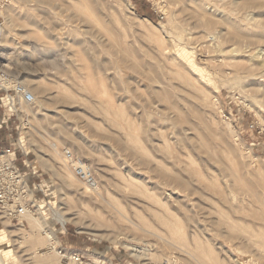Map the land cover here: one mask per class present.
I'll use <instances>...</instances> for the list:
<instances>
[{"label":"rangeland","instance_id":"obj_1","mask_svg":"<svg viewBox=\"0 0 264 264\" xmlns=\"http://www.w3.org/2000/svg\"><path fill=\"white\" fill-rule=\"evenodd\" d=\"M94 11L109 35L76 19ZM197 12L218 23L198 28ZM0 80V150L16 145L47 226L2 219L3 264H61L60 249L153 262L122 241L152 264H198L200 249L199 264H264V0H0ZM64 150L110 205L84 198ZM63 204L82 227L56 220ZM112 206L133 223L110 222Z\"/></svg>","mask_w":264,"mask_h":264},{"label":"built area","instance_id":"obj_2","mask_svg":"<svg viewBox=\"0 0 264 264\" xmlns=\"http://www.w3.org/2000/svg\"><path fill=\"white\" fill-rule=\"evenodd\" d=\"M17 93L23 94L26 101H32L31 95L25 93L24 90ZM16 152L15 144L0 150V221L4 219L9 223L23 225L25 217L35 215L36 192L34 185L30 183L27 175L20 169ZM62 157L66 167L83 186L91 191L98 189L92 168L87 162L75 156L70 150H64ZM24 163L25 161L22 162L23 165ZM58 253L62 257L61 264H113L104 258H100L99 261H92L79 253L67 255L63 253V249H60Z\"/></svg>","mask_w":264,"mask_h":264},{"label":"bare ground","instance_id":"obj_3","mask_svg":"<svg viewBox=\"0 0 264 264\" xmlns=\"http://www.w3.org/2000/svg\"><path fill=\"white\" fill-rule=\"evenodd\" d=\"M171 1V0H170ZM177 1H179V3H181V4H183V0H177ZM50 3V2H49ZM174 3V2H173ZM56 4V3H55ZM193 5V4H192ZM48 6V5H47ZM183 6V5H182ZM186 7V6H185ZM188 7V6H187ZM60 8V7H59ZM64 8V7H63ZM61 9V8H60ZM51 9H49V11H50ZM70 10V9H69ZM199 10H202V8L201 9H199ZM67 11V10H66ZM65 11V12H66ZM193 11V10H192ZM51 13V12H50ZM194 14H196V13H194L193 12V15ZM201 14V13H200ZM203 14V13H202ZM192 15V16H193ZM197 17V20H198V26H200V27H198V28H200V29H208V28H211L212 26H214V25H216L218 22L217 21H214V20H212V19H210V18H206L205 16H198V12H197V15H195V18ZM192 18H194V16L192 17ZM224 18V17H223ZM82 25L81 26H86L87 27V29H88V32H89V34H91V33H94V32H96V33H102V34H108V33H110V27H109V25L110 24H106L105 23V21L99 16V14L96 12V11H94V13L93 12H87V13H85L84 15H81V14H79L78 16H77V18H76ZM225 20V19H224ZM227 21V20H226ZM51 22V21H50ZM233 27H235V26H233ZM49 28H51V27H49ZM78 28V27H77ZM42 29V28H41ZM53 32V31H52ZM87 32V33H88ZM103 35V36H104ZM109 35V34H108ZM106 36V35H105ZM53 39V38H52ZM0 88H2L3 90H5L6 89V87L4 86V84H3V82L0 80ZM20 90V89H19ZM32 92H36V90L35 89H33V91ZM171 108H173V107H171ZM175 117V116H174ZM188 124V123H187ZM189 125V124H188ZM128 127H131L129 124H128ZM131 131V130H130ZM128 133V132H127ZM51 145V150H52V152L54 153V154H58L59 152H58V148H57V146H56V144H50ZM181 152H182V150H181ZM179 153V152H178ZM184 154V153H183ZM41 156H43L42 155V153L40 154ZM50 156V155H49ZM44 157V156H43ZM43 157L41 158L42 160H43ZM51 157V156H50ZM175 161H180V155H179V157L177 156L176 158H175ZM64 162V161H63ZM66 166V165H65ZM171 180V179H170ZM176 181H175V183L178 185V186H180L181 188H184V189H188L189 190V188H188V185L186 184V183H184L183 181H181V180H178V179H175ZM65 181L66 180H64L63 182L65 183ZM69 182V184H71V186L72 187H75V182H74V180L73 179H70L69 178V180H68ZM190 186V185H189ZM85 187V186H84ZM75 188H77V187H75ZM86 189L82 192V194H83V196H84V198H87V199H89V200H92V198L94 199L93 201L95 202V203H97L98 202V200H100V201H104L106 204H108V205H110L109 204V202H106L105 200H104V198L102 197V195H101V192H100V190H99V188L98 189H96V191H91V190H89L87 187H85ZM219 190V189H218ZM191 191V193L193 194V193H195V192H193V190H190ZM217 191V190H216ZM226 191V195L228 194L227 193V190H225ZM223 191H220V193H222ZM93 196V197H92ZM229 196V195H228ZM200 199V198H199ZM228 200H229V198H228ZM227 200V201H228ZM100 201L98 202V203H100ZM224 201H225V199H224ZM230 201V200H229ZM202 202V201H201ZM200 203V202H199ZM177 205V204H176ZM202 206V205H201ZM100 207H102V206H100ZM99 207V208H100ZM113 207V206H112ZM100 209H102V208H100ZM204 209V208H203ZM113 210H115V211H117L114 207H113ZM53 212V215L55 216V218H56V220L61 224V226L62 227H64L68 222H74L75 224H77V225H79L80 227H82L83 225H84V222H82V220H81V218H80V213H78V212H76V211H71L69 208H68V206L66 205V204H63V205H61V207H59L58 209H56L55 211L53 210L52 211ZM115 213H117V216H115V218H114V216L112 217V221L111 220H109L110 222H113V224H115L116 226H122L123 225V223L124 222H129V223H133V222H131L128 218H126L124 215H122L119 211H117V212H115ZM29 216V220H30V223H31V225H32V228H33V230H35L36 231V229H41V230H44V229H47V226H46V224H45V222L43 221V219L41 218V217H38V218H33L31 215H28ZM112 216V215H111ZM230 218V217H229ZM189 221V220H188ZM127 224V223H126ZM194 224V223H193ZM217 224V223H216ZM213 225H215L214 223H213ZM127 226V225H126ZM129 226V225H128ZM169 226L171 227V230H176V229H178L179 228V224H176V222L175 223H171V224H169ZM217 226H219V225H217ZM87 227L88 228H90V227H92V225L91 224H89V225H87ZM124 227V226H123ZM135 227V226H134ZM125 228H127V227H125ZM129 228H131L130 226H129ZM129 228L127 229V230H129ZM122 230H124V229H122V227H121V231ZM45 231V230H44ZM119 232V231H118ZM121 233V232H120ZM124 233V232H123ZM123 233L121 234V235H123ZM50 234V235H49ZM49 234H47V236L45 237V240L47 241V243L45 244L46 246H49V247H51V248H53V246L55 245V244H57V242H53V241H55V239H54V237H53V235H52V233H49ZM118 235H119V233H118ZM118 235L115 237V239H113L114 241V243H119L117 240H116V238L118 237ZM120 235V236H121ZM127 235V234H126ZM22 236V235H21ZM21 236H19L18 235V238L19 237H21ZM123 236H125V235H123ZM128 236V235H127ZM126 237V236H125ZM160 237V236H159ZM22 238V237H21ZM130 238V237H129ZM128 238V239H129ZM131 239V238H130ZM134 238H132V240H133ZM160 239V238H159ZM136 240V239H135ZM163 240V239H162ZM129 241V240H128ZM131 241V240H130ZM130 241H129V243H130ZM31 242H32V240H31ZM164 242V241H163ZM125 243V242H124ZM123 243V241L122 242H120L119 244H120V246H122L124 249H126L128 252H130L136 259H140V260H145V261H148V260H150V261H155L156 260V256L158 255L157 253H152L148 248H146L145 246V248H142V247H139V246H131V245H129V244H124ZM165 243V242H164ZM34 245L36 244V242L35 243H33ZM36 245H38V243L36 244ZM41 245V244H40ZM43 245V244H42ZM148 245V244H147ZM151 245V244H150ZM152 250V249H151ZM163 250V249H162ZM180 250V249H179ZM155 252V251H154ZM199 254H198V256L197 257H195L193 254H188V255H190L191 256V258H193L198 264L201 262L200 260H202L203 258H202V254H203V250L202 249H200L199 251ZM53 253L55 254V256L56 255H58L59 253L58 252H56V251H53ZM189 253V252H188ZM155 254H157L156 256H155ZM59 256V255H58ZM174 256V255H173ZM172 256V257H173ZM171 257V256H170ZM62 258V257H61ZM176 257H174V258H167L166 260H165V262H166V264H173V262H176V260H174ZM53 260H44L43 262H44V264H48V263H50V262H52ZM153 262H147L146 264H152ZM0 264H3V260H2V256H1V254H0ZM175 264V263H174Z\"/></svg>","mask_w":264,"mask_h":264}]
</instances>
